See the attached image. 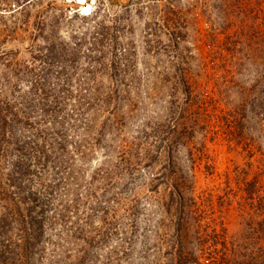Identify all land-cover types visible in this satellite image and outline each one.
Here are the masks:
<instances>
[{"label":"rangeland","instance_id":"374dc122","mask_svg":"<svg viewBox=\"0 0 264 264\" xmlns=\"http://www.w3.org/2000/svg\"><path fill=\"white\" fill-rule=\"evenodd\" d=\"M84 1L91 13L0 0V113L19 120L0 130V264H264V0ZM49 43L67 48L71 74L95 69L72 81L102 91L70 190L51 205L36 175L11 178L51 125L21 124ZM30 192L45 227L17 257L19 219L32 232L39 218Z\"/></svg>","mask_w":264,"mask_h":264},{"label":"trees","instance_id":"16d2710c","mask_svg":"<svg viewBox=\"0 0 264 264\" xmlns=\"http://www.w3.org/2000/svg\"><path fill=\"white\" fill-rule=\"evenodd\" d=\"M102 25L103 23L100 21V26L102 27ZM39 30L41 34L44 28L40 27ZM103 36L105 38L102 39L101 43L108 39L107 36ZM54 45L55 44L49 43L48 49H52L51 51H46L42 57L40 53L43 51L39 50L37 52L39 58L37 60L35 72L33 73L35 77L31 78L26 85L25 100H28L31 110H25L21 119V124L27 125L30 117L34 116L53 126L50 127V125L43 129H37V133L32 140V153L28 155L20 153L13 163V173L11 175V178L16 175L15 179L19 184L23 182V178L25 179L33 174L36 175L37 179L47 188L45 194L47 195L46 197H48L47 204L50 205L53 199H56V197H63L65 193L70 190V180L73 178V169L75 168V151H77V153L81 151L80 148H83L82 142L87 141L82 138L79 139L78 134L80 132L78 130H83V126L91 122L92 118L90 117V111L94 109L97 103L100 102V99H102L100 86L97 84L94 85L96 82H91L89 80L85 81L80 78L75 79V81L71 80V76L73 75L83 77V75L94 74L95 69L90 68L91 66H83V68H81L82 75L76 70L71 74V67L67 66L63 60L62 62L60 61V65L58 63L60 56L66 55L67 48L61 45V47L54 50ZM52 51H54L57 56L56 60L50 56ZM77 58L74 57L73 60ZM72 64L70 66H72ZM115 71H117V68ZM53 76L55 80H53ZM74 90H76L78 94L73 96L71 93H73ZM5 106L9 105L6 104ZM65 122L70 124V126H68L69 128L66 127L67 125H65ZM63 123L64 125H61ZM12 124H19V120L13 119L12 121L6 114L0 113L1 131H6L7 127ZM56 124H60L59 128L55 126ZM53 127H56L57 130ZM112 127L113 126H110L109 128ZM81 159L83 160L84 156ZM79 187L80 186H78V188ZM59 188H61V192H64L60 194V196L53 195L57 193ZM29 195L30 199L29 197L27 199V201H29V203H27V210L30 214L37 206L40 207V205L44 203L37 201L38 197L36 193L33 194L30 192ZM179 206L181 207V203ZM39 210V218H33L32 220V223L37 224L33 225L34 229L32 232H28L24 220L20 218V216H22L21 212H19V208H17L16 213L18 218H20L18 223V235H20V237H18L21 239L17 244L20 253L17 257H22V255L31 253L30 249L35 245V238L40 235L45 227V216L43 215L44 207L41 206ZM70 211L69 207H65L63 212H65L66 215L64 217L69 218L71 216ZM75 213V211L72 212V214ZM9 224L10 222L8 221V225ZM3 227L4 226H1V230ZM7 242L14 246V242ZM6 261L5 259V262Z\"/></svg>","mask_w":264,"mask_h":264},{"label":"bare ground","instance_id":"6f19581e","mask_svg":"<svg viewBox=\"0 0 264 264\" xmlns=\"http://www.w3.org/2000/svg\"><path fill=\"white\" fill-rule=\"evenodd\" d=\"M81 8L83 14H88L91 10V6L89 4H83Z\"/></svg>","mask_w":264,"mask_h":264},{"label":"clouds","instance_id":"9594fccd","mask_svg":"<svg viewBox=\"0 0 264 264\" xmlns=\"http://www.w3.org/2000/svg\"><path fill=\"white\" fill-rule=\"evenodd\" d=\"M77 1V3L79 4V5H82L83 6V4H85L84 2V0L83 1H81V2H79L78 0H76ZM88 5V4H87ZM81 12H82V10H81ZM91 13V12H90ZM82 14V13H81Z\"/></svg>","mask_w":264,"mask_h":264},{"label":"built area","instance_id":"2783aa9c","mask_svg":"<svg viewBox=\"0 0 264 264\" xmlns=\"http://www.w3.org/2000/svg\"><path fill=\"white\" fill-rule=\"evenodd\" d=\"M79 2L83 1V0H78Z\"/></svg>","mask_w":264,"mask_h":264}]
</instances>
